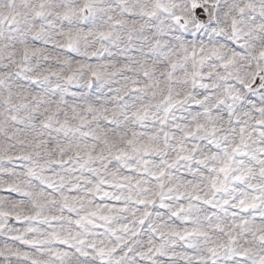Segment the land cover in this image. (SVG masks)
<instances>
[{"label":"clouds","instance_id":"9594fccd","mask_svg":"<svg viewBox=\"0 0 264 264\" xmlns=\"http://www.w3.org/2000/svg\"><path fill=\"white\" fill-rule=\"evenodd\" d=\"M0 264H264V0H0Z\"/></svg>","mask_w":264,"mask_h":264},{"label":"snow or ice","instance_id":"6c2138e0","mask_svg":"<svg viewBox=\"0 0 264 264\" xmlns=\"http://www.w3.org/2000/svg\"><path fill=\"white\" fill-rule=\"evenodd\" d=\"M194 8L196 7L195 5L193 6ZM198 10V9H197Z\"/></svg>","mask_w":264,"mask_h":264}]
</instances>
